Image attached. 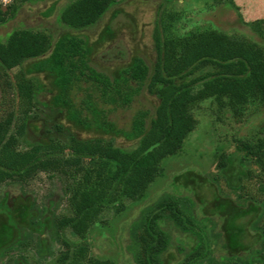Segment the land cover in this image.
Listing matches in <instances>:
<instances>
[{"label": "trees", "instance_id": "obj_1", "mask_svg": "<svg viewBox=\"0 0 264 264\" xmlns=\"http://www.w3.org/2000/svg\"><path fill=\"white\" fill-rule=\"evenodd\" d=\"M34 1L0 2V27ZM121 1L65 0L55 13L60 35L25 28L0 36V186L27 187L41 176L60 182L44 209L25 193L0 196V259L47 264L53 242L62 248L54 264H117L89 257L87 234L102 226L105 211L119 214L125 201H141L127 247L134 264H264V128L235 139L232 153L215 146L212 177L187 170L171 178L170 192L145 201L166 159L186 153L203 104L217 123L264 106V16L244 22L233 0H210L231 9L250 34L190 28L181 14L167 13L173 0H159L154 59L133 55L101 70L91 63L95 44L81 32ZM113 34L107 25L97 42ZM143 92L154 99L151 108L134 109L126 127L109 118ZM61 203L67 213H57ZM171 246L177 256L167 255ZM216 251L224 254L215 258Z\"/></svg>", "mask_w": 264, "mask_h": 264}, {"label": "rangeland", "instance_id": "obj_2", "mask_svg": "<svg viewBox=\"0 0 264 264\" xmlns=\"http://www.w3.org/2000/svg\"><path fill=\"white\" fill-rule=\"evenodd\" d=\"M9 1L4 0L2 5ZM64 2L65 0H36L33 3L22 5L12 20L0 27V36H5L13 30L25 28L33 31H44L52 36L60 35L63 31H60L56 26L55 13L56 9ZM233 2L238 6L239 14L244 22L251 21L258 16H264V0H233ZM158 3L159 0H122L108 12L97 27L82 31L81 34L87 36L91 44H95L91 55L92 65L101 70H111L117 65L126 63L133 55L144 57L148 63L152 61L155 56L151 35ZM52 4L55 5V9L46 16L45 13ZM115 11H119V13L113 17ZM172 12L177 15L181 14V18L188 23L190 28L194 26L213 28L216 26L230 34H250L248 27L238 22L231 9L222 5H213L210 0H173L167 6V13ZM107 25L111 27L114 34L107 36L105 41L97 42L101 31ZM120 50L126 53L124 57L117 54ZM153 100L146 92H143L131 109H117L109 114V118L115 121L119 127H126L134 109L151 108L152 103H154ZM206 104H203L201 110L196 111L198 125L184 141L183 151L185 150L186 153L179 156L181 161L176 159L177 157L166 159L162 176L156 178L146 191V202L157 195L170 192V187H176V184L170 186L174 176H181L187 170L194 174H205V176L212 177L216 173L215 146L220 145L225 153H232L235 149V139L250 137L260 128H264V106L261 110L242 120L236 121L231 117H223V121L217 123L215 116L212 117L207 114ZM81 136L90 135L81 134ZM116 143L127 145L122 139H117ZM233 166L238 168L235 163ZM227 173L230 175L231 171L228 170ZM59 183L56 179L50 182L41 176L40 180L31 182L27 187H20L17 184L0 186V196L7 192L11 199L25 193V195L36 198V206L44 209L48 193L52 192L57 195L60 192ZM199 192L206 198L211 197L208 189L202 188L199 189ZM142 205L143 202L141 201L133 203L125 201L123 212L115 214L113 210L105 211L100 219L102 226L92 227L87 234L88 256L100 260L111 259L117 264H134L133 257L127 247L129 246L133 221H135ZM44 211L47 213L46 209ZM57 213H67L64 203L60 204ZM260 226L264 227V218L259 221L258 227ZM44 236L48 237V234ZM65 236L71 241L78 242V239L69 232H66ZM61 251V246L52 242L50 253L45 256L44 261L47 264H54ZM168 253L176 254L175 247L171 246L167 255ZM223 254V252L216 251L214 255L215 258H219ZM30 261L31 264L32 261ZM5 263H7L6 257L0 259V264Z\"/></svg>", "mask_w": 264, "mask_h": 264}, {"label": "clouds", "instance_id": "obj_3", "mask_svg": "<svg viewBox=\"0 0 264 264\" xmlns=\"http://www.w3.org/2000/svg\"><path fill=\"white\" fill-rule=\"evenodd\" d=\"M0 2L2 3V0H0Z\"/></svg>", "mask_w": 264, "mask_h": 264}, {"label": "built area", "instance_id": "obj_4", "mask_svg": "<svg viewBox=\"0 0 264 264\" xmlns=\"http://www.w3.org/2000/svg\"><path fill=\"white\" fill-rule=\"evenodd\" d=\"M4 0H2V2H3Z\"/></svg>", "mask_w": 264, "mask_h": 264}]
</instances>
